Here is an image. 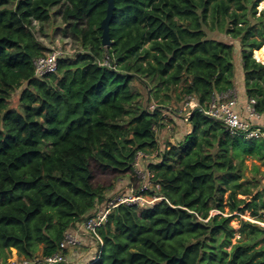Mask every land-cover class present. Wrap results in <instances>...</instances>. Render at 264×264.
I'll return each instance as SVG.
<instances>
[{"label": "trees", "instance_id": "trees-1", "mask_svg": "<svg viewBox=\"0 0 264 264\" xmlns=\"http://www.w3.org/2000/svg\"><path fill=\"white\" fill-rule=\"evenodd\" d=\"M261 1L115 0L106 46L107 0H0V264L14 249L28 259L57 252L66 230L109 200L113 185H96V169L141 192L139 152L157 156L143 194L162 198L110 207L92 264H264V226L243 217L239 229L232 224L246 210L264 221V188L243 172L247 156L264 158V136L232 134L204 113L216 93L236 87L240 65L264 116ZM55 7L81 49L39 76L34 59L48 48L33 25ZM189 96L201 108L187 120L191 131L162 144L157 131Z\"/></svg>", "mask_w": 264, "mask_h": 264}, {"label": "built area", "instance_id": "built-area-1", "mask_svg": "<svg viewBox=\"0 0 264 264\" xmlns=\"http://www.w3.org/2000/svg\"><path fill=\"white\" fill-rule=\"evenodd\" d=\"M65 54L64 50L52 49L46 54L38 56L34 59L35 72L37 75L42 76L49 72H55L57 69L58 58ZM256 99L250 98L246 104V111L248 117H243L240 111L237 109L238 104V91L237 88L224 92L216 93L206 108L204 113L214 119L223 122L226 128L232 134H243L247 138H255L264 136V116L256 111L255 108ZM199 107L198 102L194 96H189L188 100L181 107V112L185 110L184 118L189 117L191 112ZM188 120V119H187ZM167 124L166 127H169ZM153 154V153H152ZM140 156H149L143 152H139L135 161V167L138 165ZM148 165V164H147ZM138 177L141 179L140 191L137 193L133 188L135 195L133 196H120L118 200H111L107 206L102 209H98L94 214L89 216L83 221L85 229L92 235V237L98 243V251L92 260L85 264H92L100 259L102 252L103 239L99 233L98 228L107 221L110 207L118 204L119 202H139L142 205L153 204L156 200L162 198L158 195L143 194L147 189L152 186L150 179V172L148 167L143 173H138ZM81 243L80 237L76 231L68 229L65 232L64 239L61 241L60 249L52 255L44 257H36L35 259H28L24 257H12L8 264H74L67 255L68 248L78 246Z\"/></svg>", "mask_w": 264, "mask_h": 264}, {"label": "rangeland", "instance_id": "rangeland-1", "mask_svg": "<svg viewBox=\"0 0 264 264\" xmlns=\"http://www.w3.org/2000/svg\"><path fill=\"white\" fill-rule=\"evenodd\" d=\"M263 0L261 1V3ZM261 3L259 8L262 9L264 7H261ZM55 12L51 19L49 21H46L44 23H40L39 21H35L33 25V30L37 36V38L48 48L47 51H50L52 49H60L64 50L66 54L74 55L81 49V45L79 43V40L77 37L72 33L70 30V25L66 23L63 20L62 14L58 12V9L54 8ZM83 27L86 26V23L82 25ZM220 37H223L222 35ZM238 43L236 42V49L238 51ZM187 84V81L184 79L178 88L176 89V92H179L182 90ZM136 85L138 89H142V85L139 81H136ZM154 101L150 108H153L155 106ZM175 105V104H174ZM12 106H18V93L15 92L12 98ZM174 108V106H173ZM185 110L183 112H180V114H173L171 113L172 117L177 119L178 122L175 120H172L174 118H168V123H170L169 127H162L160 128L157 133L160 137V141L162 144L166 143V140L169 141L172 139V142H177L178 139H183L185 134L188 131H191L190 125H186V121L188 118V115L186 118L183 117H177V115L184 116ZM169 115V114H168ZM262 141V137L254 138L251 141ZM157 156L155 153L149 154V156H140L138 165L136 166L138 173H143L147 169V164L150 160H156ZM243 172H244V181L248 182L251 181L253 184L258 183L259 187L258 189L264 188V158L261 159L254 155H249L245 158L244 165H243ZM138 177V174H136ZM116 175H114L110 171H101L99 169L95 170V180L94 183L96 185H105V186H111L113 185V188L107 191V200L104 204H101L98 206L97 209L105 208L110 202V199L118 200L120 196H133L135 195L133 191V184L129 183L127 179L119 180L116 179ZM139 178V177H138ZM118 181V182H117ZM134 183V182H133ZM136 184V183H135ZM228 195L229 192L226 193L225 196V202H228ZM239 198H247L248 200L251 199V195H244L239 194ZM151 205V204H146ZM243 206V205H242ZM226 213L225 215H228L229 213V205L226 207ZM213 212H218L217 210H214ZM235 214L240 215V212H235ZM240 217H243L245 219L251 220L253 222L258 223L259 225L264 226V221L261 220L262 218H259L258 216H254L252 214L251 210H246L243 214L240 216H236L232 220V224L235 225L237 229L240 227ZM240 238V233L237 231L236 237L234 238V242H237V240ZM97 252V248L94 250L93 253Z\"/></svg>", "mask_w": 264, "mask_h": 264}, {"label": "crops", "instance_id": "crops-1", "mask_svg": "<svg viewBox=\"0 0 264 264\" xmlns=\"http://www.w3.org/2000/svg\"><path fill=\"white\" fill-rule=\"evenodd\" d=\"M236 69H237V72H236L235 80H236V88H237V91H238L237 109L240 111L241 115L246 118V117H248V113L246 111V104H247L249 98L247 97V95L245 93L244 73L240 69V65H237ZM175 121L178 122L177 119H175ZM185 121H186L185 124L186 125H190V128H192V126L189 123V121H187V120H185ZM169 141L172 142V139H170ZM122 179H124V178H122ZM125 179H127V178H125ZM129 183H130V181H129ZM71 229L78 233L81 243L78 246H74V247L68 248V250H67L68 258L74 264H85V263L90 262L92 260V258L94 257V255H96V253H97V252L93 253L94 250L97 248V251H98V243H97V241L85 229L83 222H78L75 225V227H73ZM13 256L14 257H18L19 256L16 249L13 250Z\"/></svg>", "mask_w": 264, "mask_h": 264}, {"label": "water", "instance_id": "water-1", "mask_svg": "<svg viewBox=\"0 0 264 264\" xmlns=\"http://www.w3.org/2000/svg\"><path fill=\"white\" fill-rule=\"evenodd\" d=\"M108 5H107V13L106 16L102 19L101 21V28H102V43L104 45H110L111 44V33H110V23L112 20L114 8H115V0H107ZM256 57V56H255ZM257 58V57H256ZM201 109L200 107H196L191 114L189 115L188 118L192 115V113L197 110Z\"/></svg>", "mask_w": 264, "mask_h": 264}, {"label": "bare ground", "instance_id": "bare-ground-1", "mask_svg": "<svg viewBox=\"0 0 264 264\" xmlns=\"http://www.w3.org/2000/svg\"><path fill=\"white\" fill-rule=\"evenodd\" d=\"M261 7H264V0L261 3ZM255 56L257 57L258 60L264 63V46L261 49L255 50Z\"/></svg>", "mask_w": 264, "mask_h": 264}]
</instances>
